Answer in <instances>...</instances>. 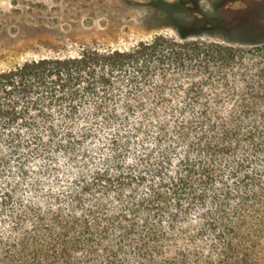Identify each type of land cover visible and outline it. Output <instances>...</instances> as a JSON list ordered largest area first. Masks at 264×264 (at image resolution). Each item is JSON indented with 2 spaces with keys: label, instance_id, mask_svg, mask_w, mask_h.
Wrapping results in <instances>:
<instances>
[{
  "label": "trees",
  "instance_id": "16d2710c",
  "mask_svg": "<svg viewBox=\"0 0 264 264\" xmlns=\"http://www.w3.org/2000/svg\"><path fill=\"white\" fill-rule=\"evenodd\" d=\"M107 1L170 33L0 71V264H264V0Z\"/></svg>",
  "mask_w": 264,
  "mask_h": 264
},
{
  "label": "rangeland",
  "instance_id": "374dc122",
  "mask_svg": "<svg viewBox=\"0 0 264 264\" xmlns=\"http://www.w3.org/2000/svg\"><path fill=\"white\" fill-rule=\"evenodd\" d=\"M213 3L201 1L205 8ZM140 10L107 0H0V71L31 58L73 54L81 44L129 47L157 33H170ZM212 37L254 45L264 41V30Z\"/></svg>",
  "mask_w": 264,
  "mask_h": 264
}]
</instances>
